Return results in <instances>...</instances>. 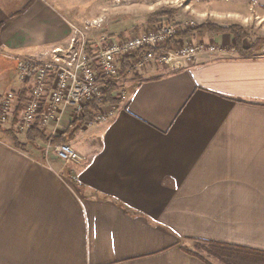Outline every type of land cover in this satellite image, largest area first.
<instances>
[{"label":"crops","instance_id":"0c3cea01","mask_svg":"<svg viewBox=\"0 0 264 264\" xmlns=\"http://www.w3.org/2000/svg\"><path fill=\"white\" fill-rule=\"evenodd\" d=\"M189 5L198 18L264 17V0ZM72 25L53 0H0V74L17 83L0 96L24 106L34 79L10 69L66 45ZM135 73L115 116L69 140L80 162H44L0 137V264H212L188 240L264 250V55L204 52Z\"/></svg>","mask_w":264,"mask_h":264},{"label":"built area","instance_id":"2783aa9c","mask_svg":"<svg viewBox=\"0 0 264 264\" xmlns=\"http://www.w3.org/2000/svg\"><path fill=\"white\" fill-rule=\"evenodd\" d=\"M191 21L187 26H194ZM186 26L177 21L168 20L157 26L145 29L135 35L108 38L103 43L87 44L75 33L66 45L53 47L44 52L49 59L39 62L35 58H21L18 74L21 81L34 79L29 99L24 105L17 129L27 132L36 124L50 132L46 151L54 153L65 163L80 162L85 157L70 143L54 142L53 136L62 126L65 115L72 112L74 118L81 117L86 103L98 100L102 102L96 121H107L115 116L117 102H105L109 80L118 75L121 63L126 57L137 55L133 70L141 71L150 63H160L176 70L192 61L201 53L208 52L226 55L228 50L223 44L205 46L201 42L185 41L172 49L162 50ZM90 47V50H88ZM235 52V48H231ZM38 65L30 77V68ZM49 74H53L50 79ZM121 94L120 97H125ZM17 95L8 91L0 96L2 121H8L13 113ZM90 123V122H89Z\"/></svg>","mask_w":264,"mask_h":264},{"label":"rangeland","instance_id":"374dc122","mask_svg":"<svg viewBox=\"0 0 264 264\" xmlns=\"http://www.w3.org/2000/svg\"><path fill=\"white\" fill-rule=\"evenodd\" d=\"M192 1L193 0H53L57 7H59L73 23L71 37L77 33V37L82 41H85L87 44L89 43L91 45H95L98 43H103L108 38H119L128 35H135L145 29L157 26L159 23L164 21L167 22L168 20L177 21L182 26H187L191 21H194L195 25H202L208 22L218 24V22L221 21L224 23L226 22L227 26L239 25L243 27L246 30V36L243 39V44L246 46L253 45V50L255 51L253 55H264V17H256L254 14L245 22H242L236 17L222 19L198 18L192 12V8L189 5V3H192ZM163 10H173L174 15L172 18H170L168 15L159 16L157 19H155V21L151 19L152 13ZM205 32L211 31L207 30L204 32H197L188 38L180 39L178 43L191 41L190 39L193 40L194 38V41L199 40ZM234 43L235 41L233 44L229 45L227 42H225L223 45L228 48L229 46H234ZM203 44L208 46L204 42ZM234 53L239 55L236 50ZM213 55L224 56L218 54ZM42 56L43 57L39 55L32 58H35V60L39 62L49 59V57L45 55ZM155 65L162 66V64L158 62L155 63ZM15 71L17 72L16 67L14 66L10 69L9 74L16 76V81H18V72L16 73ZM142 71L143 69L141 71H135L131 69L124 72L120 69L118 75L113 78V81L118 85V89L114 93L117 99H119L121 94L128 95L133 85L141 78V76L135 72ZM3 78L4 77L0 74V93L6 88H15L17 83L6 84V81ZM17 107L18 105L14 104V110L9 116V120L5 122L1 119L0 123L4 128H12L15 130L17 141L19 140L18 143L22 145L21 147H24V150L32 152L37 158L44 162H56L61 166L70 165L72 162L65 163L54 153L50 151L47 152V142L44 141L40 136H36L33 139L28 140V136L26 134L27 132L17 129L16 126L19 121V116L21 115V111L18 112ZM74 119H76V117ZM43 131L47 135H50L48 130L43 129ZM0 137L9 139L11 143L15 144V140L13 139V135L11 133H1ZM64 142L70 143L68 139ZM185 245L194 252L204 256L212 264H227L220 257L216 256L217 253L215 248L210 246L209 243L205 241L188 240L185 242Z\"/></svg>","mask_w":264,"mask_h":264},{"label":"trees","instance_id":"16d2710c","mask_svg":"<svg viewBox=\"0 0 264 264\" xmlns=\"http://www.w3.org/2000/svg\"><path fill=\"white\" fill-rule=\"evenodd\" d=\"M168 15L170 18L174 15V11H156L151 14V19L155 21L159 16ZM211 31L215 33H228L234 38V48L240 56L249 57L254 54L253 45L246 46L243 44V39L246 36V30L239 25H230V26H221L211 22L204 23L202 25L186 26L182 28L177 35L169 42V44L164 47L162 50L172 49L176 46L178 41L183 38H188L197 32ZM90 50V47H88ZM137 59V55L126 57L121 63V70L124 72L133 69L134 63ZM38 65H33L30 68V77L34 75V71ZM50 79H52L53 74H49ZM118 89V85L112 79L109 80L107 84V99L105 102H116L118 99L115 96V92ZM102 102L98 100H93L85 104L84 113L81 117L74 119L69 127L60 135L53 136L54 142H64L65 140H70L71 137L86 123L92 122L95 119L97 112L100 110ZM24 108L23 103L21 102L17 111L20 112ZM1 113L0 108V122H1ZM11 133L13 139L15 140V146L24 149L22 145L18 143L16 138V132L12 128H4L0 123V134ZM28 140L33 139L36 136H40L44 141H48L50 137L40 128L37 124L27 131ZM209 243L210 246L214 247L216 250V256L220 257L227 264H264V250L234 245V244H225L215 241H205ZM196 253V252H195ZM198 254V253H196ZM205 260L204 256L198 254Z\"/></svg>","mask_w":264,"mask_h":264}]
</instances>
